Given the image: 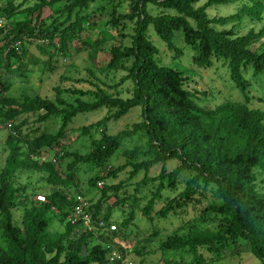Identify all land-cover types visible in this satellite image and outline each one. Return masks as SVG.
Here are the masks:
<instances>
[{
  "label": "trees",
  "instance_id": "trees-1",
  "mask_svg": "<svg viewBox=\"0 0 264 264\" xmlns=\"http://www.w3.org/2000/svg\"><path fill=\"white\" fill-rule=\"evenodd\" d=\"M35 1L34 6L23 10L20 5L14 6L12 0L0 5V16L10 21L0 27V119L11 127L14 120L28 115L35 116L39 124L54 117H61V121L54 133L29 139L13 129L5 140L7 155L0 167V264H124L110 262L107 258L113 249L125 256L122 250L110 245L116 230H109L112 224L100 217V203H89L86 209L94 225L88 230L82 222L69 220L73 210L72 194L53 190L46 202L36 204L22 197L24 190L13 183L17 172L33 170L47 174L48 184L67 187L54 163L36 162L31 156H46L47 151L63 140L69 123L77 114L103 108L108 109L104 118L79 128L81 136H91L90 152L66 154L71 159L70 171L80 164L104 167L123 141L134 143L137 138L143 145H134L126 151L128 162L115 169L109 167L107 178H115L117 173L131 167L129 179L143 170L141 185L150 179L153 182L166 179L167 186L172 188L179 176L189 174L184 190L167 200L155 212L156 217L165 219L171 211L185 206L183 201L201 192L211 194L207 210L220 218L214 230L192 228L182 237H167L162 250L193 252L199 249L214 254L243 241L259 264H264V191L259 182L264 178V112L248 107L250 83L243 74L245 69L251 68L254 75H264V24L258 31L251 29L241 36L236 33L244 18L261 21L264 0H244L246 2L234 14L213 18L207 15L209 8L232 4L235 0H207L198 7L200 0H124L129 3V12L120 14L111 7L113 18L107 24L120 31L127 23H132V33L127 45L109 49L105 69L126 73L114 86L130 81V96H112L89 80L77 79V84H87L92 89L56 86L53 88L56 97L52 101L40 96L21 100L8 98L5 95L7 80L15 69L12 61L27 58L32 45L49 59L52 58L49 47L62 54L74 37L81 40L87 21L82 12L97 0ZM148 5L158 12L150 13ZM58 6L49 16V24L41 18L43 9ZM17 15L23 19L15 20ZM227 25L231 27L225 28ZM151 31L176 57L182 55L174 44L175 35L180 34L193 53V65L198 68H210L214 62L223 61L244 103L225 102L209 110L199 106L194 92L185 87L187 78L160 63L159 50L150 38ZM105 42L103 36L92 47ZM81 45L89 44L81 42ZM65 81L59 77L60 84ZM64 95L74 97L72 104L67 103ZM133 109H138L140 120L114 135L109 134L108 124ZM91 132H96L98 138L92 137ZM169 161L177 163L170 171L166 166ZM155 165H160L159 174L150 178L149 170ZM89 184L96 187L97 178L90 179ZM162 187L159 183L155 196ZM155 196L143 208L144 215L151 214ZM177 200L182 204L178 205ZM124 203V199L115 202L119 206ZM18 207L22 208L19 221L14 217ZM99 220L103 222L101 227L96 223ZM55 222L65 223L63 232L53 227ZM129 224L130 221L125 220L120 227L126 229ZM129 260L133 264L143 263ZM196 260L199 264L204 262L202 256Z\"/></svg>",
  "mask_w": 264,
  "mask_h": 264
},
{
  "label": "rangeland",
  "instance_id": "rangeland-1",
  "mask_svg": "<svg viewBox=\"0 0 264 264\" xmlns=\"http://www.w3.org/2000/svg\"><path fill=\"white\" fill-rule=\"evenodd\" d=\"M12 1L14 6H22L21 10L31 8L37 3L35 0ZM206 1L200 0L196 7L201 6ZM245 2L244 0H235L232 4L213 6L207 10V15L209 18L229 16L238 11ZM5 3L6 0H0V5ZM111 7L120 14L129 12L127 1L97 0L89 6L87 11L82 12V16L85 15L87 21L82 29L81 40L74 37L68 43V49L62 54L49 47V53H52V58L49 59L48 55L41 54L35 45H32L29 48L27 58L12 61L15 69L12 70L13 73L9 75L7 80L6 97L21 100L23 97L40 96L52 101L56 97L53 91L56 86L76 87L82 90L92 89L87 84H77L75 82L77 79L89 80L112 96L120 98L130 96L132 89L130 81H126L119 87L114 86L126 73L105 69L109 62V49L120 44L127 45L128 36L132 33L131 29L133 28L132 23H127V26L122 27L123 29L119 31L116 27L107 24L113 18ZM58 9L59 6L43 9L41 18L47 20L49 24L51 22L49 16ZM148 10L152 14L158 12L155 7L150 5H148ZM3 19L7 24L8 19ZM14 19L22 20L23 16L17 15ZM263 24L264 11L259 22H252L248 18H244L243 22L238 24L236 33L241 36L251 29L258 31ZM230 27L231 25H227L225 28ZM103 36L106 38V42L93 48L92 44ZM150 36L153 44L159 50L158 59L160 63L180 71L187 78L185 87L194 92L195 100L199 106L209 110L225 102L244 103V98L230 80L228 68L223 61L214 62L210 68H198L193 65V53L183 43L180 34H176L174 40L176 48L182 53L180 57L169 52L153 31H151ZM81 42H87L89 45H81ZM126 65L128 66L129 63ZM243 74L250 83L249 96L251 100L248 107L264 112V75H254L251 68L245 69ZM61 76L66 80L62 84L59 82ZM64 97L69 104L74 101L73 96L64 95ZM83 100L90 99L83 97ZM107 114L108 109L105 108L91 113L77 114L69 123L70 128L66 131L63 140L46 152L47 160L52 158L56 160L55 168L61 178L67 182V187L48 184L45 173L33 170L19 171L16 173L13 183L15 187L24 190L22 197L26 196L31 203L43 204L53 190H64L67 194L72 195L76 193L85 194L88 203L92 205L100 203V217H105L108 223L117 227L112 240H110V245L122 250L128 259L143 262L142 264H199L196 260L198 256L204 258L202 264H259L258 259L248 251L243 241H237V243L229 245L224 250H218L214 254L199 249L193 252L188 250L172 252L161 249V245L167 237H182L192 228L214 230L220 218L207 210L212 200L211 194L201 192L196 193L191 200L183 201L185 206L171 211L165 219L156 217L155 212L164 206L167 200L178 196L184 190L187 181L190 179L189 174L179 176L172 188L167 186L166 179L162 182H153L150 179L141 185L140 182L144 177L143 170L129 179L131 167L117 173L115 178H107L106 172L109 167L115 169L128 162L126 151L131 150L134 145H143L136 141L137 138H134V143L130 140L123 141L119 151L104 167L80 164L70 171L68 166L71 159L67 158L66 154L78 153L83 155L90 152L91 136H81L79 128L92 124ZM139 116L138 109H133L118 121L110 122L108 124L109 134L114 135L131 126L140 120ZM59 121H61V117H54L53 120L39 124L35 121V116L28 115L14 120L12 122L13 127H9L8 123L0 119V167L3 166L7 155L5 140L13 129H16L21 136L31 139L39 134L56 132L59 128ZM91 135L98 138L96 132H91ZM43 156L42 154L33 155L31 159L38 162ZM176 165L177 163L172 161L166 163L168 171ZM159 170L160 165L151 167L148 176L150 178L158 176ZM93 178H97V182H103L102 189L97 184L94 188L90 186L89 180ZM261 179L263 182L259 181L260 187L264 191V178ZM159 183H162L163 187L155 196ZM153 196H155L153 210L150 215H144L142 210L153 199ZM120 199H124L125 203L120 206L116 205L115 202ZM176 203L182 204L179 200ZM21 214L22 208L18 207L14 212L17 221H19ZM125 220H129L130 224L126 229H123L120 227V223ZM64 226V222L53 224V227L59 232L64 231ZM107 235L110 236L108 233Z\"/></svg>",
  "mask_w": 264,
  "mask_h": 264
},
{
  "label": "built area",
  "instance_id": "built-area-1",
  "mask_svg": "<svg viewBox=\"0 0 264 264\" xmlns=\"http://www.w3.org/2000/svg\"><path fill=\"white\" fill-rule=\"evenodd\" d=\"M5 25V21L4 19L0 16V27H3ZM9 127H11L9 125ZM40 161H51L52 163H56V160L54 158L47 160L46 156H43L41 158ZM97 186L99 188H102L103 183L102 182H97ZM72 196V200H73V210H72V214L69 218V220L74 223V222H82L83 226L85 228H87L88 230H92L93 229V222H92V218H91V214L89 212H87V207L89 206V203L86 199L85 196H83L80 193H76L71 195ZM97 225L99 227L103 226V222L101 220L96 222ZM105 227V226H104ZM109 230L113 231L116 230L115 229V225H111L109 227ZM107 258L110 262L113 261H122L124 264H133L128 258L126 257H122L121 254L116 250L113 249L108 255Z\"/></svg>",
  "mask_w": 264,
  "mask_h": 264
}]
</instances>
